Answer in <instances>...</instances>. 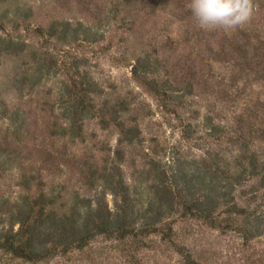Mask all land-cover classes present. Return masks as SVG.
Here are the masks:
<instances>
[{
    "label": "rangeland",
    "instance_id": "374dc122",
    "mask_svg": "<svg viewBox=\"0 0 264 264\" xmlns=\"http://www.w3.org/2000/svg\"><path fill=\"white\" fill-rule=\"evenodd\" d=\"M189 3L0 0V237L41 194L133 231L0 264H264V0L229 32ZM209 199L234 228L190 211Z\"/></svg>",
    "mask_w": 264,
    "mask_h": 264
},
{
    "label": "trees",
    "instance_id": "16d2710c",
    "mask_svg": "<svg viewBox=\"0 0 264 264\" xmlns=\"http://www.w3.org/2000/svg\"><path fill=\"white\" fill-rule=\"evenodd\" d=\"M14 47L15 46L10 43V45L8 44L7 50H10L11 48L13 49ZM134 76L142 85L156 88L157 90L158 85L154 84V82H148L141 75L140 71L135 70ZM38 80H41V71ZM75 86L77 94H82L83 91L77 88L78 85L76 84ZM82 105L84 109H86L84 103H81V106ZM88 107L91 108V106ZM81 114L83 115L82 111ZM252 166L256 172L257 165L254 158ZM240 179L241 178L238 180ZM76 197L77 200H79L80 196ZM212 200L209 199L207 205H199L190 209V211L195 209L198 213L197 216L203 219L204 223L213 229L234 228L232 227V223H235L236 219H223L220 218V216H213L212 213L216 209L219 201L217 199ZM56 204L54 198H47L45 194H41L34 199V203L32 204L30 203V199H27L25 202V210L21 212V214L24 215L22 221H20L22 224L21 229L16 234L0 237L1 253L12 259H21L26 262H39L48 258L50 252L56 251L55 248L60 244L58 242L59 239L57 238H60V242L63 240L66 241V248L76 246L78 249H85L88 247L91 237L94 235L106 236L109 239L115 238L125 241L133 234V231L131 230L132 222L124 219L125 215L123 217L119 216L114 220L100 219L98 222L91 221L93 224V227L91 228L88 225L90 216H87L85 224L82 226L79 221H77V216L80 215L81 208V210H91L89 204L84 203L82 200L81 202L78 201L75 203L73 209H71L72 214L69 216L65 215L64 217L57 215ZM159 210L162 209H157V212ZM231 212L232 214L234 213V211ZM150 225H154V222L150 223ZM168 230L170 231V229ZM48 246H50V249Z\"/></svg>",
    "mask_w": 264,
    "mask_h": 264
},
{
    "label": "clouds",
    "instance_id": "9594fccd",
    "mask_svg": "<svg viewBox=\"0 0 264 264\" xmlns=\"http://www.w3.org/2000/svg\"><path fill=\"white\" fill-rule=\"evenodd\" d=\"M188 7L200 29L225 32L244 27L255 12L253 0H190Z\"/></svg>",
    "mask_w": 264,
    "mask_h": 264
}]
</instances>
